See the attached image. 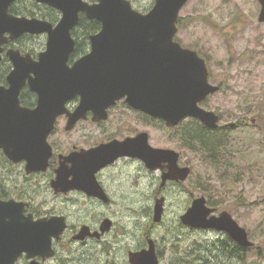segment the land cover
Here are the masks:
<instances>
[{
    "label": "water",
    "instance_id": "1",
    "mask_svg": "<svg viewBox=\"0 0 264 264\" xmlns=\"http://www.w3.org/2000/svg\"><path fill=\"white\" fill-rule=\"evenodd\" d=\"M17 0H0V38L10 33L17 38L25 33H48V49L42 54L37 68L40 74L31 83L38 96L34 110L20 107V86L11 79V90L0 89V149L13 161H28L31 170H45L52 156L47 138L52 133L58 117L67 114L68 127L87 119L91 112L95 122L108 119V111L117 102L125 100L128 106L151 118L165 122L168 128L178 127L184 120L193 118L210 130L220 129V117L200 105L220 91L209 81L207 61L197 52L183 48L175 41L179 18L190 0H156L154 8L146 15L134 10L127 0H99L90 5L83 0H39L63 14L54 28L51 24L15 18L8 14L10 5ZM259 22L264 23V0ZM98 21L101 31L90 37L91 51L70 67L68 62L76 42L72 31L79 24L80 14ZM1 44V43H0ZM1 52V50H0ZM15 73L31 65L14 58ZM14 93V96H13ZM80 98L79 106L71 113L67 104ZM234 127V125H232ZM119 156L138 157L151 170H158L169 163V173L162 177L186 182L192 170L180 167V154L170 149L154 148L149 135L144 133L124 142L113 141L87 152L86 166ZM110 162V161H109ZM93 173V171H92ZM71 187L64 183V171L58 172L57 189H84L98 195L89 187L92 180L84 182L82 172L74 171ZM165 199L156 200L154 221L163 218ZM205 197L193 201L181 217L185 226L197 230L226 233L236 244L249 249L255 244L246 229L225 211L216 214ZM106 220L102 233L110 230ZM67 228L64 217L34 220L25 215L24 206L0 201V264H17L25 256L30 264L43 262L56 256L53 240H59ZM84 227L78 238L88 236ZM92 237L98 235H91ZM148 250L130 252L131 264H159L154 241Z\"/></svg>",
    "mask_w": 264,
    "mask_h": 264
},
{
    "label": "rangeland",
    "instance_id": "2",
    "mask_svg": "<svg viewBox=\"0 0 264 264\" xmlns=\"http://www.w3.org/2000/svg\"><path fill=\"white\" fill-rule=\"evenodd\" d=\"M151 1L137 0L136 7L145 9ZM260 11L258 0H190L180 13L176 40L208 62L210 83L221 87L220 92L209 97L201 107L218 114L223 126L237 124L236 128L219 133L230 140L229 161L213 168L196 148L187 147L183 133L194 129L197 120L188 118L171 129L164 122L149 118L148 126L144 127L135 121V115L128 107L120 103L111 112L109 121L102 124L105 133L122 136L127 133L126 126H131L134 131H147L153 147L180 153L182 164L192 167V175L184 188L161 191L166 203L160 226H152L160 175L151 173L142 183L135 179L129 181V186L140 185L138 190L141 192H118L116 212L111 215L115 229L106 241L87 246L63 241L58 245L57 258L50 264H130L129 251L138 248L148 229L153 239L159 241L175 239L179 231L186 241H190L186 246L184 243L185 249L196 248V256L189 261L203 264L204 259L212 257L208 249L213 248V243L229 237L216 231L181 229L180 217L186 212L185 208L200 197L210 200L213 204L208 206L219 213L229 212L255 243V247L247 249L243 255L245 260L232 262L264 264V23L258 20ZM81 131L90 142L104 138L93 122H85ZM120 181L117 180V186L121 189L127 181L121 184ZM60 203L51 209L61 211L63 205ZM83 205L65 207L75 226L85 219L97 218L96 213ZM213 255L217 252L213 251ZM19 264L28 262L22 260Z\"/></svg>",
    "mask_w": 264,
    "mask_h": 264
},
{
    "label": "flooded vegetation",
    "instance_id": "3",
    "mask_svg": "<svg viewBox=\"0 0 264 264\" xmlns=\"http://www.w3.org/2000/svg\"><path fill=\"white\" fill-rule=\"evenodd\" d=\"M83 1L90 5H94L99 2V0ZM127 1L131 3L132 8L134 10L144 15L148 14L156 4V0H152L149 3L148 7L142 9L136 7L137 0ZM8 14L15 18H26L28 20H35L37 22L51 24L54 28L60 23L63 17V14L60 11L55 8H52L46 3L40 2L39 0L14 1L9 7ZM82 20H86L87 23H99L95 20H89L83 13L80 14L79 24L72 31V36L75 39L76 47L68 62V65L70 67H72L75 62L80 60L82 57L90 53V37L97 35L102 29V25L100 24V31L95 34H91L87 41H80V22ZM179 25L180 18L178 27ZM48 41V33H25L17 38H12V35L10 33H5L3 37L0 38V89L10 91L12 88L11 79L13 76H16L13 79V83L21 87L18 90V99L20 102V107L22 108L34 110L38 105L39 96L35 91L31 89V83L34 82V80H36L38 78V75L40 74V72L36 73L34 71L37 68V64L40 62L41 55L47 52ZM175 41L180 43L178 40H176V38ZM78 46H80L79 52L77 51ZM182 47L185 48L183 45ZM190 50L195 51L193 49ZM14 58L23 60L25 66L26 64H29L32 68L29 69L26 66V68H24L22 71L15 73L16 67L14 63ZM33 66L34 71H32ZM210 78L211 77L209 70V81ZM79 103L80 98H76L70 103H68V111L73 113L79 106ZM120 103L128 107V109L135 115V121L138 124L144 127L148 126L147 124L149 116L140 111L134 110L133 108L128 106L125 100H122L117 102L115 106L109 109L108 119L105 121L95 122L93 120L94 116L90 112L88 114L87 119H82L78 121L73 128L69 129L68 123L70 119L68 115L64 114L58 117L55 123L54 130L47 138V142L52 149V156L50 157L45 170L33 171L30 169V167H28V161L23 160L15 162L5 154L3 149H0V201L14 202L23 205L25 215H32L34 220L52 217H64L66 220L67 228L64 231L63 235L59 240H53V248L56 252V256L52 259L47 260L46 262H43L41 258H37L36 260L38 262L43 264H50L53 260H55L58 254V245L63 241H71L73 245L85 246L89 245L90 243L99 244L102 241H106L107 237L110 236L115 229V221L113 220V217L111 215L116 212L115 197L117 196L118 192L127 194L141 192L140 190H138V187L140 185L134 187L129 186V181L135 179L136 182L142 183L143 181L149 178V174L158 173L161 178V183L158 187V190L156 191V194L159 195H157V197L155 196V199L159 200L161 198H164L166 203V198L162 195L161 191L169 190L172 187H178L179 189L184 188V183H186L190 179L193 169L190 165L182 164L180 153L179 166L188 167L192 170L191 175L189 176L186 182H176L168 180L165 184H163L162 177L169 173L170 164L164 163L162 164V167L160 169L151 170L148 168L144 160L138 157L119 156L114 161H111L112 158H108L107 160H102L100 162L95 163L93 166H86L87 161L84 159V156L87 152L91 150L97 149L102 145H108L113 141L124 142L127 139H135L139 135L144 133L149 135V133L144 130L134 131L132 130L131 126H126L127 133L122 136H115L111 133H105L102 128V124L107 123L109 121L111 112L115 110V108ZM221 121L222 119L220 117V124ZM60 122L63 123L62 126L59 125ZM85 122H93L95 128L98 130V133H102L104 138L100 141L90 142L89 137L84 136V133L81 131V126ZM253 123H255V121ZM232 125H234V127H232ZM221 126L222 127L220 128L221 130H219V133L226 129H234L236 128L237 124L232 123ZM61 170L64 171V183L67 187H71V184L75 179L73 174L74 171L80 170L82 172V182H84L86 178L88 180H92V183L91 185H89V187H93L94 190L98 193V195L89 193L84 189H57L54 186V183L58 181V172ZM117 180H122L120 181V184L127 181L126 185H122L121 189L118 188ZM72 199L77 200L73 201ZM193 201H191L190 204L185 208L187 209L186 212L191 207L190 205H192ZM58 202H61L60 204L63 205V209L61 211L52 210L51 208L54 207ZM78 203H84L83 206L87 207V209L89 208L92 213H96L97 218L92 221L89 219H85L79 225H73L69 219V215L65 211V207H75ZM165 203L163 217L165 214ZM216 214L218 215L219 212H217ZM181 217L180 227L182 230L193 232L197 230L195 228L185 226L181 221ZM106 220L111 222V227L110 230L106 231L105 233H102L101 229ZM162 222L163 218L160 223H156L154 221L153 211L152 226H160ZM84 227H87L89 229L87 234L88 236H86L84 239H79L78 236ZM91 235L98 236L92 237ZM137 237L138 236H136V239ZM150 241H154L155 251L159 260V264H165V262L167 264L195 263V261L190 262L189 260L191 257L196 256V248L191 249L190 247H188V249H185L186 242L190 243V241H186V239L182 236V234H180L179 231L177 232L175 239L172 238L170 240H166L165 238H163L161 241H159L153 239L150 229H148L145 237L141 240L138 248H136L135 251H129L128 259L130 252L137 253L143 250H148L150 247ZM184 243L185 246H183ZM213 245V248L208 249V251L212 252V257L209 261H213L214 264H220L216 262L218 257L226 258L228 255L229 257H231L232 260H234L235 258L242 259L246 250L244 247L236 244L231 239L228 240V238L223 241H215ZM192 246H195V243H192ZM213 251H215V253L217 252L216 256L213 255ZM22 260H26L28 264H30V261H28L25 256L21 258L17 264H19V262H21Z\"/></svg>",
    "mask_w": 264,
    "mask_h": 264
},
{
    "label": "trees",
    "instance_id": "4",
    "mask_svg": "<svg viewBox=\"0 0 264 264\" xmlns=\"http://www.w3.org/2000/svg\"><path fill=\"white\" fill-rule=\"evenodd\" d=\"M80 23V41H87L91 34H95L101 29L100 23L97 22L87 23L86 20H82ZM79 49L80 46H78V52ZM150 120L155 121L153 118H150ZM219 132L220 131H211L207 129L198 121L194 129H189L183 133L184 140L188 143L187 147L189 149L196 148L197 152L201 153L205 157L206 162L209 163L213 168H219L222 163L226 164L229 161L227 154L230 147V140L226 139L224 136H219ZM208 204L213 203L209 200ZM228 240L230 239L228 238ZM242 259L245 260V258ZM234 260L238 261L241 259L235 258ZM216 262L220 264H235L232 262V259L229 257V255L226 258L218 257ZM202 263L211 264L209 258L207 260L204 259Z\"/></svg>",
    "mask_w": 264,
    "mask_h": 264
},
{
    "label": "bare ground",
    "instance_id": "5",
    "mask_svg": "<svg viewBox=\"0 0 264 264\" xmlns=\"http://www.w3.org/2000/svg\"><path fill=\"white\" fill-rule=\"evenodd\" d=\"M200 145V144H199Z\"/></svg>",
    "mask_w": 264,
    "mask_h": 264
}]
</instances>
